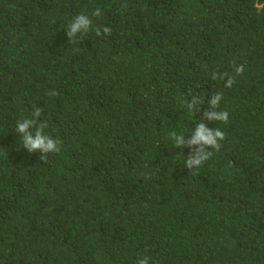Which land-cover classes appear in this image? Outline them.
<instances>
[{"label": "trees", "instance_id": "obj_1", "mask_svg": "<svg viewBox=\"0 0 264 264\" xmlns=\"http://www.w3.org/2000/svg\"><path fill=\"white\" fill-rule=\"evenodd\" d=\"M34 106L47 162L15 132ZM200 122L225 139L189 170L170 134ZM143 257L264 264V0H0V264Z\"/></svg>", "mask_w": 264, "mask_h": 264}, {"label": "clouds", "instance_id": "obj_2", "mask_svg": "<svg viewBox=\"0 0 264 264\" xmlns=\"http://www.w3.org/2000/svg\"><path fill=\"white\" fill-rule=\"evenodd\" d=\"M92 15L100 16L101 10L99 8L95 9ZM91 26L92 21L87 15L81 13L75 16L72 22L67 27V36L69 38V41L75 43L77 35L87 33ZM111 31L112 29L106 26L103 28L102 32L97 29L96 35H110ZM243 71V65L235 67L236 75H241ZM224 75L228 76V73H224ZM233 82V77L229 76L225 86L231 87ZM51 94L55 95V92ZM221 98L222 94L218 93L210 99L209 103L213 110L205 111L204 117L208 121H222L227 124L229 118L228 112L215 110L218 108ZM188 107L191 108L192 104H189ZM41 113L42 108L34 106L32 118L17 120L15 132L20 134L19 138L22 142V146L27 149L29 153L39 152L41 153L39 159L47 162L48 153L60 152L61 141L59 139H54L53 137L44 133V129L47 127L46 122H40L38 126L36 125V122L41 116ZM33 127H35L34 133L32 131ZM170 136L174 139V146L177 148H179L181 145H184L185 143L189 147L193 145L198 146L194 150V152H192L187 157L184 163V166L189 170H192L193 168H199L206 160L209 159L210 156H212L213 153L209 149L219 151L221 148L220 141H223L225 139V133L223 131L218 128L206 127L203 122L198 123L191 138L187 141L184 140L183 135H178L176 134V132H172ZM149 259V257L140 258L138 260V264H149Z\"/></svg>", "mask_w": 264, "mask_h": 264}]
</instances>
